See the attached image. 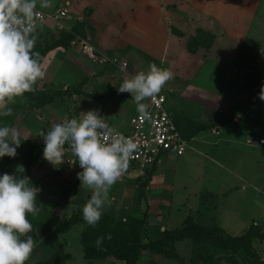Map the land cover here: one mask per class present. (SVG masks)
Returning a JSON list of instances; mask_svg holds the SVG:
<instances>
[{
  "label": "rangeland",
  "instance_id": "obj_1",
  "mask_svg": "<svg viewBox=\"0 0 264 264\" xmlns=\"http://www.w3.org/2000/svg\"><path fill=\"white\" fill-rule=\"evenodd\" d=\"M65 1L66 29L47 24L34 34L33 51L43 54L39 60L45 71L34 88L40 94L58 92L56 100L40 106L36 100L18 98L9 105L13 114L0 116V126L16 128L21 141L43 149L42 132L46 134L65 119H80L89 110H98L114 131L126 132L130 118L139 113L131 94L95 97L118 92L125 79L147 72L150 64L172 71L173 78L161 92L167 96L166 109L181 119L180 127L186 126L185 118L199 124L195 131H186L189 148L181 157H163V176L155 182L153 175L139 174L129 165L110 188L103 213L120 222L128 217L144 218L142 240L146 244L164 238L165 231L176 232V238L163 248L141 250L136 264H264V171L251 182L259 193L238 180L247 191L237 197L244 195L246 200H217L208 192L216 189L215 173L203 177L204 166L210 164L205 154H211L199 144L214 143L222 131L229 130L251 145L264 136V101L258 96L264 85V54L260 51L264 17H257L246 28L231 29L220 23L209 28L181 0ZM51 3L52 7L42 10L51 12L61 5L59 0ZM259 11L263 15L264 7ZM77 23L83 24L84 36L76 37L68 48L49 50L60 32H69ZM153 23L160 27H152ZM197 92L208 99L201 107L192 97ZM71 156L66 152L64 160ZM255 157L241 154L238 159L243 162ZM3 170L15 175L8 166ZM77 173L65 162L53 166L44 160L43 152L30 169L31 184L41 190L36 201L40 212L35 217L28 214L32 224L28 235L36 247L26 264L46 260L59 248L69 255L65 264H124L115 259H84L81 224L67 233L54 231L73 213L82 211L91 197L90 189L80 187ZM237 176L247 175L240 171ZM188 216L191 224L186 222ZM250 227L248 238L226 247L220 231H212L217 228L225 236L240 237Z\"/></svg>",
  "mask_w": 264,
  "mask_h": 264
},
{
  "label": "clouds",
  "instance_id": "obj_2",
  "mask_svg": "<svg viewBox=\"0 0 264 264\" xmlns=\"http://www.w3.org/2000/svg\"><path fill=\"white\" fill-rule=\"evenodd\" d=\"M52 7L51 0H0V116L13 114L9 105L33 92L34 85L45 76L36 44L37 7ZM264 54V47L260 49ZM173 72L150 64L148 71H140L125 79L119 93H130L136 110L149 118V105L144 101L157 96ZM264 101V85L258 93ZM82 118L65 119L54 124L39 136L43 139V158L53 166L65 162L66 152L75 157L82 171L77 173L80 187L91 190L90 199L82 208L83 220L95 227L108 201L110 188L126 172L129 160L138 150V143L109 125L98 110L82 112ZM21 145L19 131L11 126H0V158H14ZM0 175V264H26L36 247L31 235L28 214L38 215L37 195L40 188L31 184L27 176ZM108 239H111L109 234ZM104 237H98L99 248Z\"/></svg>",
  "mask_w": 264,
  "mask_h": 264
},
{
  "label": "trees",
  "instance_id": "obj_3",
  "mask_svg": "<svg viewBox=\"0 0 264 264\" xmlns=\"http://www.w3.org/2000/svg\"><path fill=\"white\" fill-rule=\"evenodd\" d=\"M84 36V27L82 23L75 24L69 32H60V38L56 40L49 50L55 48H68L69 44L76 38ZM43 54H40L41 57ZM114 94H103L96 96V99H102L107 95H118L125 97V93L113 92ZM58 92L45 90L41 94L34 88L33 92L25 93L24 97L34 101L36 100L40 106H45L53 103L56 100ZM173 119L177 129L179 130L181 136L189 140L185 135L187 130L190 128L192 131L196 130V124L189 119L185 118L184 128L180 127L181 119L177 115H173ZM43 152V148H37L33 143L27 140H22L21 145L17 148V155L14 158L3 157L0 160V175L4 174L3 168L8 166L12 173L16 174L17 169L22 167L23 172H18L20 176L29 177L30 169L37 163L39 157ZM154 172V166L151 170L147 171V175L150 177ZM187 224L193 222L192 218L188 216L186 218ZM82 225V231L80 233V244L83 249V257L86 260H106V259H115L124 262V264H136L138 259V254L141 250H151L161 249L164 246L170 244L172 240L176 238L175 231H165L164 238L149 242L148 244L144 243L142 240V233L144 228V218L128 217L124 222L115 220L112 216L107 214H102L101 219L95 227L89 226L83 220L82 211L73 213L67 220L58 224L54 227L56 233H67L71 228L76 225ZM188 226V225H187ZM252 227V226H251ZM249 228L242 236L240 237H228L225 236V233L222 230L214 228L212 231H220L222 235V241L224 247L227 244L233 243L238 244L245 238H248L251 235L252 228ZM194 229L207 231L202 227L194 226ZM111 236V239H108V236ZM104 237L102 245L97 248L95 242L98 237ZM225 236V237H224ZM255 236V235H253ZM69 259V255L65 254L62 248L54 251L53 255L42 261L33 262L31 264H65V261Z\"/></svg>",
  "mask_w": 264,
  "mask_h": 264
},
{
  "label": "crops",
  "instance_id": "obj_4",
  "mask_svg": "<svg viewBox=\"0 0 264 264\" xmlns=\"http://www.w3.org/2000/svg\"><path fill=\"white\" fill-rule=\"evenodd\" d=\"M152 1L154 0H151V2ZM141 2L144 1L142 0ZM181 2L184 3L183 5L189 6V9H193L192 12L198 14L201 25H205V27L209 28L217 27V25H219L217 23L231 29L240 27L246 28L250 27L257 17H264V14L260 15L259 11L261 7H264V4H262L263 0H181ZM65 3L67 2L65 1ZM151 25L154 28L160 27L157 23ZM192 97L195 98V101L200 107L208 102V99H206L207 96L202 92H197L196 95ZM171 115L173 116L176 114L173 111ZM261 138H264V136ZM194 140L195 138L192 139V141ZM189 141L190 140H188V143ZM199 144L205 145L206 152L211 154H205V157L210 162L209 165H213H208L209 167L204 166L203 177L204 175L215 173L216 189L209 190L208 192L215 194L218 198L217 200H246L247 198L244 195H242V199L237 197L239 193L242 194L247 191V186L239 185L238 180L247 184L250 190L258 193L260 192L254 185L255 183L252 184L251 182H255L257 174L262 172V170L264 171V145L258 146L257 143L251 145L245 141H241V139L235 138L233 132L230 130L224 134L222 131L217 141L214 143L200 142ZM191 148L193 147L191 146ZM250 153L256 157L254 159L247 158V160L243 162L238 159L239 155H250ZM166 156L174 157V155L165 154L159 159L154 166V172L152 174L153 182L158 178H162L163 175L160 172L161 159ZM240 171L247 176H241L242 178L238 177L237 172Z\"/></svg>",
  "mask_w": 264,
  "mask_h": 264
},
{
  "label": "built area",
  "instance_id": "obj_5",
  "mask_svg": "<svg viewBox=\"0 0 264 264\" xmlns=\"http://www.w3.org/2000/svg\"><path fill=\"white\" fill-rule=\"evenodd\" d=\"M59 1L61 5L51 12L37 8L40 15L37 17L36 32L47 24L66 29L63 19L68 13L67 3L64 0ZM146 103L149 105V118L138 113L130 118L128 131L118 132L133 138L138 143V150L130 158L129 165L137 169L139 174L151 170L163 155L180 157L189 148L188 141L181 136L173 116L165 107L166 96L160 92L154 98L146 100ZM215 131L213 130V133H216ZM216 134L218 135L219 132ZM256 143L258 146H263L264 138L258 139ZM74 161L75 157L71 156L66 159L65 164L75 171H82L78 162L73 163Z\"/></svg>",
  "mask_w": 264,
  "mask_h": 264
}]
</instances>
